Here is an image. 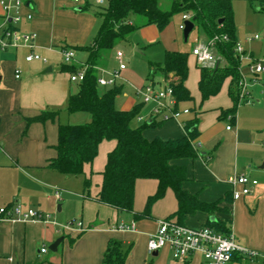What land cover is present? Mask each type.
<instances>
[{
	"label": "crops",
	"instance_id": "obj_1",
	"mask_svg": "<svg viewBox=\"0 0 264 264\" xmlns=\"http://www.w3.org/2000/svg\"><path fill=\"white\" fill-rule=\"evenodd\" d=\"M243 1L249 2L250 9L243 4V11L247 15L250 14L251 8L253 9V4L256 5L253 10L260 11L258 0ZM21 2L20 20L10 22V26L20 32L33 33L34 38L32 45L21 42L17 46L0 50V206L19 204L24 209L32 208L49 214L50 220L54 223L36 219L24 221L18 219L16 215L13 219H0V264H100L108 241L111 239L119 241L122 249L128 251L124 264H204L199 253L180 261L173 258L168 246L157 250L155 255L147 251L148 236L156 231L158 221L173 215L178 208L177 199L171 189H167L163 197L152 204L148 217L135 218L132 212L117 210L96 200L102 182L101 172L105 167L107 153L115 146L114 140H103L99 143L93 161L84 165V174L64 175L54 168L47 167L48 161L56 156L57 125L58 122L64 123L61 116H64L65 123H81L89 119V114L83 112L85 114L79 115L78 120L71 122L69 115L63 113L67 112L65 109L68 95L77 91L78 84L70 81L71 73L62 66L84 65L88 51L83 48H73L91 44L101 21L94 15L92 9H82L85 0H21ZM231 6L234 19L237 8L234 7L233 2ZM14 14L15 11L10 12V15ZM4 17L5 10L0 4V25ZM175 23L177 22L173 20L161 31L154 24L141 26L133 36L132 49L136 51L137 48L139 51L136 52L142 53L144 47L156 43L161 44L164 51H180L175 41L171 39ZM197 36L198 43L202 40L207 41L203 33ZM252 37H243L240 45L249 51L244 49L251 57H253L251 43L259 40L260 36L257 39H250ZM196 44H193L192 48ZM63 46L72 47L75 51L74 61L70 64L58 62L61 56L60 49ZM117 49L123 51L117 46L106 59L105 64L99 68L108 71L117 68L114 58ZM29 53L38 54L45 61L41 59L26 61L25 57ZM191 55L195 60L199 80V65L195 56L192 53ZM126 61L128 62L129 59L127 58ZM188 62L189 53L187 57L189 72ZM149 63L146 77L149 81L162 83L164 79L162 74L157 72L150 77ZM47 68L50 70L45 71ZM16 69L19 70L18 77H15ZM261 75L264 80V74ZM133 80L126 63L116 83L121 87L119 98L123 100L116 96L115 105L121 110H130L136 105L137 102L131 99V95L139 97L136 89L147 83L143 78L135 82ZM225 82H228L226 94L230 105L225 108L222 106L213 108L212 115H206L202 109L205 100L200 101L198 109L194 102L193 106L180 107L182 103L193 101L190 94L192 97L190 100L176 102L175 108L179 110L188 108L187 113H181L176 119L162 120L161 116L153 118L150 115L151 105L141 102L142 108L134 125L139 126L142 121H162L157 126L146 127L142 132L143 136L148 140L157 137L174 139L185 134L184 125L189 120L198 119V135L194 141L200 156L193 159L179 158L172 163L182 165L186 169L187 178L182 183V188L188 193L195 194L200 201H218V210L213 215L196 211L187 215L181 224L199 228L206 225L211 217L219 219L225 223L238 243L259 253V256L252 259L235 253L225 264H264L262 257L264 255V168L259 167L264 164V137H262L264 110L263 106H251L242 115L236 114L235 120L230 121L231 126L227 129L228 118H218L220 109H228L232 106V100L228 95L229 79L223 82L221 89L225 86ZM184 84L188 89L186 80ZM248 96H250L249 91ZM261 98L256 99L259 104L260 101H264V97ZM44 110H58V119L32 122L26 126L27 118L34 117ZM77 113L79 112L70 114ZM206 154L211 155L209 162L202 157ZM240 174L248 175L257 183L249 185V193L234 199L233 187L228 182V178ZM85 176H90L88 190H85L83 184ZM75 180L79 183H74ZM157 184L154 178L136 179L134 212L140 213L144 210L146 200L156 192ZM70 189L74 190L71 192ZM226 196L228 199L223 200ZM72 200L79 206L78 212L75 211L73 215H76L74 219L82 222L85 228L83 231H68L62 228V225L68 221L69 215H72L68 214V205ZM132 223H134L133 229L119 228L121 225L129 226ZM60 237L62 241L56 251H51L49 245ZM42 247L46 248L44 252L40 250Z\"/></svg>",
	"mask_w": 264,
	"mask_h": 264
},
{
	"label": "trees",
	"instance_id": "obj_2",
	"mask_svg": "<svg viewBox=\"0 0 264 264\" xmlns=\"http://www.w3.org/2000/svg\"><path fill=\"white\" fill-rule=\"evenodd\" d=\"M259 10L264 11V0H258ZM97 10L85 0L83 10L92 9L100 19V26L88 46H75L88 51L84 65L85 74L78 84V89L68 95L66 111L70 113L86 112L89 119L81 123H60L57 125L56 156L48 161L47 167L54 168L64 175L84 174L85 164L93 161L97 155L99 143L103 140H114L115 146L107 153L102 174L100 190L96 200L117 210L128 211L135 218L150 216L152 204L171 189L177 199L178 208L173 215L177 223L196 211L213 215L218 210V201L203 202L195 194L182 188L186 180V169L173 164L179 158H196L200 156L194 138L198 135L197 122L194 118L185 125V134L174 139L154 138L148 140L143 136L146 127L162 123L145 122L133 126L132 122L139 116L142 103L130 110H121L115 105V97L121 87L117 84L99 91L97 85L98 68L105 64L111 52L121 42H128V36L138 28L154 24L162 30L175 13H188L193 20L198 34H204L207 41L214 35H226L227 40L216 41L214 51L218 55L219 65L200 66L198 89L201 101L216 95L226 79H229L228 95L232 106L219 110V119L235 120L238 104L242 102L240 93V60L235 52L236 36L231 0H171L167 9L158 4V0H105ZM221 19V23L218 20ZM66 48V46H63ZM72 48V47H71ZM188 52L164 51L162 62L149 63L150 77L160 73L164 77L172 74L170 85L176 101L190 100L192 97L185 87L188 74ZM222 60L224 62H222ZM84 66L70 64L62 68L75 73ZM152 79V78H151ZM58 110H44L38 115L26 119V126L32 122L56 121ZM208 162L211 155L206 154ZM137 178H154L157 180L156 192L146 200L144 210L133 211L134 185ZM84 188L88 190L90 176L84 177ZM224 197L223 200H227ZM206 226L228 234L230 231L219 219L210 220ZM127 250L122 249L117 240H109L100 264H124Z\"/></svg>",
	"mask_w": 264,
	"mask_h": 264
},
{
	"label": "built area",
	"instance_id": "obj_3",
	"mask_svg": "<svg viewBox=\"0 0 264 264\" xmlns=\"http://www.w3.org/2000/svg\"><path fill=\"white\" fill-rule=\"evenodd\" d=\"M78 1V0H75ZM97 4H104L105 0H95ZM0 4L5 10V17L3 23L0 25V50L6 49L10 46H17L21 42L32 45L34 34L31 32H20L18 29L10 26V22H18L20 20L19 7L22 4L21 0H0ZM11 11H15L14 15H10ZM190 19V15L183 13L182 22L179 24V28L183 30L185 24L184 21ZM259 38L258 34H255L250 39ZM227 40L226 35H214L211 39L205 43L197 44L192 48L191 53L195 56L198 65L200 66H213L217 57L214 53L213 44L216 41ZM235 52L239 57V60H246L249 72L255 77L264 74V58L254 59L244 51L242 46L236 43ZM60 55L63 63L70 64L74 61L75 51L72 48L60 49ZM114 58L118 61V66L115 70H105L98 68L97 85L98 86H113L117 83V79L120 76V71L126 67L124 62V53L122 50L117 49L114 52ZM33 59H41V56L35 53H29L26 55L25 60L31 61ZM78 70L75 73L70 74V81L79 83L84 78L85 68ZM240 71V67H239ZM108 77H105L104 74ZM19 76V70H15V77ZM240 93L239 97L241 101L248 100L247 84L244 77L240 73ZM173 80L172 74H168L164 77L162 83H156L153 81L147 82L141 88L136 89V93L140 96L142 103L151 105L150 115L161 116L162 120L176 119L181 113H187L188 108L179 110L175 108L176 99L173 94L172 87L170 85ZM227 129L230 126L226 127ZM228 182L233 187V198L237 199L242 195L249 193V185L256 184L255 179L250 178L246 174L232 175L228 178ZM239 186V188H236ZM56 196H58L56 192ZM14 215L21 220H40L43 222H51L50 215L41 211L26 208L21 205L16 206H0V219H13ZM64 230L83 231L85 228L80 220L71 219L62 225ZM122 230H128L134 228V223L129 226L121 225L119 227ZM168 246L173 258L184 261L195 253L201 254L204 264H225L230 261L235 253H240L244 257L252 259L259 256V253L252 251L245 246L238 243L234 235L229 232L223 234L216 231L214 228L203 225L199 228H192L184 224L177 223L173 218H165L158 221V227L156 231L148 236L147 239V251L153 253L160 248ZM41 252L46 250L42 247ZM264 258V255H262Z\"/></svg>",
	"mask_w": 264,
	"mask_h": 264
},
{
	"label": "rangeland",
	"instance_id": "obj_4",
	"mask_svg": "<svg viewBox=\"0 0 264 264\" xmlns=\"http://www.w3.org/2000/svg\"><path fill=\"white\" fill-rule=\"evenodd\" d=\"M170 1L171 0H158V4L160 7L167 9L170 5ZM89 2L91 3L92 8L97 10L98 8L97 6L99 4H97L95 0H89ZM231 2H233L235 5L234 7L237 8L236 15H234V24H235L236 39H237L236 43L241 45L242 44L241 40L243 37H252L253 35L258 34L260 36L259 40H254L251 43V47L253 50L252 56L254 59H263L264 58V11L253 10L256 7V5L253 4L252 5L253 9L251 8L250 14L247 15V13L243 11L244 10L243 4L247 5L248 8L250 9L248 1L244 2L243 0H231ZM173 20L177 23H175L174 28L172 30L171 39L173 42L175 41V43L177 44L176 46H178V50L189 53V62H188L189 72H188V77L186 79V86L188 87V90L190 91V94L193 97V101L182 103L180 107L193 106V102H194L196 109H198V105L200 104L201 98H200L198 87H197L198 74L196 70L195 60L193 56L191 55V48L193 44H196V43L201 44L205 42L204 40H202L198 43L197 41L198 31L195 28L190 32L188 39L186 41L183 39L182 30L179 28V24L180 22H182V13L173 14L168 23H171ZM134 34L135 32L128 36L127 43L121 42L119 43L118 46H120V48H122L124 51L123 60L125 63H127L128 72L132 73L133 75V79H134L133 81L134 82L139 81L140 79L143 78L146 83L149 81V78L146 77L148 63L149 62H152V63L162 62L161 59L164 54V49L161 48V44L153 43L147 47H144L142 53L136 52L131 47V44H133L132 41H133ZM214 53L216 57H218L215 51ZM127 58L129 59L128 62L126 61ZM60 61L63 62L61 56L59 57L58 62ZM116 63L118 65L117 60H116ZM239 67H240V73L244 77L245 82L247 84V90L250 92V96L248 97L247 101H242L238 104L237 113H236L237 116L239 115V113L240 115L245 113V111H247V109H249L251 106H263V110H264V101L263 100L260 101L261 102L260 104L256 101V99L261 98V93H262V96L264 97V80H262V75L257 76V78L254 75H252L249 72L247 61L244 59L241 60ZM104 76L108 77L106 74H104ZM227 84L228 82L224 83L225 86L221 89V91L215 97H212L209 100H205L202 103V109L206 112V115H212L213 112L211 111L213 108H216L218 106H222L223 108H225L228 105H230V101L226 94ZM108 88H110V86H99V91H103ZM120 96L121 94L118 93L117 98H119ZM119 99L117 100L118 103H119ZM131 99L137 102L136 104L142 102L140 96L137 97L135 95L133 96L131 95ZM224 104H227V105L224 106ZM63 113H65L66 115H69L71 122H75L76 120H78L77 117H79V115L85 114L83 112H79L77 114H69L68 112H63ZM61 120L64 123L66 122L64 121L65 120L64 116H61ZM230 121L231 120L228 119L227 121L228 126H231ZM144 123L145 122L142 121L141 124L139 123V125H142ZM132 124L133 126H135L134 124H136V119L133 120ZM262 137H264V131L262 132ZM209 153H212V152L209 151ZM75 181L76 182L74 183H79V181L77 180ZM73 190L74 189H70L71 192ZM78 210H79V206L76 204V201L72 200L70 202V205H68V214H72V215H69L70 217H68L69 218L68 220L74 219V216L76 215H73V213L75 211L78 212ZM55 211H56V206H55ZM63 213H65V211Z\"/></svg>",
	"mask_w": 264,
	"mask_h": 264
},
{
	"label": "water",
	"instance_id": "obj_5",
	"mask_svg": "<svg viewBox=\"0 0 264 264\" xmlns=\"http://www.w3.org/2000/svg\"><path fill=\"white\" fill-rule=\"evenodd\" d=\"M218 23H221V19L218 20ZM184 28L182 30V34H183V37L184 39L186 40L189 33L192 31L193 27H194V23H193V20L192 19H187L184 21ZM136 51H139L137 48L135 49ZM219 65V61H216L215 63V67H217ZM50 68H47L45 71H49ZM149 122V121H148ZM260 168H264V164L260 165L259 166ZM58 210H59V207H58ZM210 220H214L213 217L210 218ZM62 241V237L56 239L55 241H53L50 245H49V249L51 251H56L57 249V246L58 244ZM157 252H153V254L155 255Z\"/></svg>",
	"mask_w": 264,
	"mask_h": 264
}]
</instances>
